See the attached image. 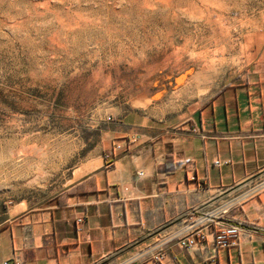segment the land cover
Returning a JSON list of instances; mask_svg holds the SVG:
<instances>
[{"label": "rangeland", "instance_id": "1", "mask_svg": "<svg viewBox=\"0 0 264 264\" xmlns=\"http://www.w3.org/2000/svg\"><path fill=\"white\" fill-rule=\"evenodd\" d=\"M263 45L264 0H0V229L110 155L116 119L189 116Z\"/></svg>", "mask_w": 264, "mask_h": 264}, {"label": "crops", "instance_id": "2", "mask_svg": "<svg viewBox=\"0 0 264 264\" xmlns=\"http://www.w3.org/2000/svg\"><path fill=\"white\" fill-rule=\"evenodd\" d=\"M107 136L110 161L101 155L54 202L0 229V264H264V189L220 222L244 223L237 246L215 247L213 227L194 248L172 239L189 212L264 171V45L244 75L189 116L128 114Z\"/></svg>", "mask_w": 264, "mask_h": 264}, {"label": "built area", "instance_id": "3", "mask_svg": "<svg viewBox=\"0 0 264 264\" xmlns=\"http://www.w3.org/2000/svg\"><path fill=\"white\" fill-rule=\"evenodd\" d=\"M194 132H197V130L195 129ZM110 157V155L105 156V160L110 161ZM216 165L220 166L221 162H216ZM107 167L110 168L111 164L108 163ZM258 179L237 189L240 190L244 187H249L245 190L246 192L238 198H232L231 195V193L237 190L229 192V190H231V188H229L223 191L218 197H214L210 200V204L207 206L189 212L184 220H182L183 225L172 234V239L177 240L179 245L184 248H194L206 240L208 231L213 227L215 228V247L230 248L237 246L242 237L244 223L235 222L220 224V222H222L227 214L243 200L256 195L264 189V179ZM82 223L83 219H79L78 224ZM157 258L158 260L163 259L164 254H160L156 259ZM129 261L130 260H127L125 262L129 263ZM2 264H23V262L20 258H15L13 261L6 260Z\"/></svg>", "mask_w": 264, "mask_h": 264}, {"label": "water", "instance_id": "4", "mask_svg": "<svg viewBox=\"0 0 264 264\" xmlns=\"http://www.w3.org/2000/svg\"><path fill=\"white\" fill-rule=\"evenodd\" d=\"M262 175H264V171L261 172L260 174L256 175V176H253L252 178L248 179V180L245 181L244 183H241V184H239V185H237V186L231 188V190H229V192L234 191V190H237V189H239V188L245 186L246 184H248V183H250V182H252V181H254V180L260 178V176H262ZM169 227H170V226H166V227L160 229L159 231H157V232H155L154 234H152L149 238H147V239H145V240H142L141 242H138L135 246H133L132 248H130L128 251H130V250H132V249H135V248L139 247L140 245H142L143 243H145L147 240H150V239H152V238H154V237L159 236L161 233H163L164 231H166ZM121 255H123V254H119V255L115 256L114 259L118 258V257L121 256Z\"/></svg>", "mask_w": 264, "mask_h": 264}, {"label": "bare ground", "instance_id": "5", "mask_svg": "<svg viewBox=\"0 0 264 264\" xmlns=\"http://www.w3.org/2000/svg\"><path fill=\"white\" fill-rule=\"evenodd\" d=\"M111 156V155H110Z\"/></svg>", "mask_w": 264, "mask_h": 264}]
</instances>
